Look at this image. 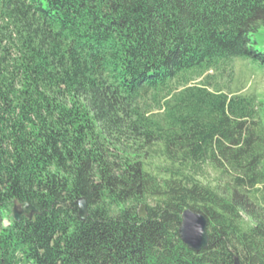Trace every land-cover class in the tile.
Here are the masks:
<instances>
[{"label": "trees", "instance_id": "obj_1", "mask_svg": "<svg viewBox=\"0 0 264 264\" xmlns=\"http://www.w3.org/2000/svg\"><path fill=\"white\" fill-rule=\"evenodd\" d=\"M236 60L264 66V0H0V264H264V97Z\"/></svg>", "mask_w": 264, "mask_h": 264}, {"label": "water", "instance_id": "obj_2", "mask_svg": "<svg viewBox=\"0 0 264 264\" xmlns=\"http://www.w3.org/2000/svg\"><path fill=\"white\" fill-rule=\"evenodd\" d=\"M78 206V215L82 221L86 220L88 213L87 201L85 198H80L76 202ZM142 207V206H141ZM145 207L141 208V214L144 215ZM28 203H24L19 209L17 206L13 209V217L16 221H20L23 215L29 218L33 217V214H37L38 211ZM181 226L179 231L180 238L183 244H186L190 249L200 252L208 249L209 236H208V221L202 214L195 212L191 209H187L182 214Z\"/></svg>", "mask_w": 264, "mask_h": 264}, {"label": "rangeland", "instance_id": "obj_3", "mask_svg": "<svg viewBox=\"0 0 264 264\" xmlns=\"http://www.w3.org/2000/svg\"><path fill=\"white\" fill-rule=\"evenodd\" d=\"M234 71V78L245 87V93H254L264 97V66L247 60H236ZM199 175V178L206 184H213L217 181V174L212 169H205Z\"/></svg>", "mask_w": 264, "mask_h": 264}, {"label": "flooded vegetation", "instance_id": "obj_4", "mask_svg": "<svg viewBox=\"0 0 264 264\" xmlns=\"http://www.w3.org/2000/svg\"><path fill=\"white\" fill-rule=\"evenodd\" d=\"M14 205H17V206L19 207V209H21V207H20V206H21V203H15ZM14 205H13V206H14ZM13 206H12V207H13ZM35 215H37V214H35ZM35 215H33V217H32L31 219H34V216H35ZM24 219H29V217L26 216V215H23V217L21 218V220H20L19 222L23 221ZM31 219H30V220H31ZM11 224H12V223H11Z\"/></svg>", "mask_w": 264, "mask_h": 264}]
</instances>
